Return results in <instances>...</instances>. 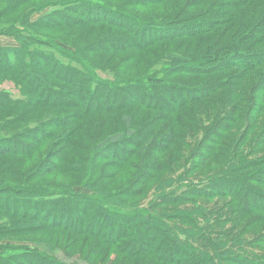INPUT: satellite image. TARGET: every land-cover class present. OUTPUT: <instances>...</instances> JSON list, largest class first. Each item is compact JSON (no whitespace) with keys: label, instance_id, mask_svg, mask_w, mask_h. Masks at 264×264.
Segmentation results:
<instances>
[{"label":"rangeland","instance_id":"1","mask_svg":"<svg viewBox=\"0 0 264 264\" xmlns=\"http://www.w3.org/2000/svg\"><path fill=\"white\" fill-rule=\"evenodd\" d=\"M82 1L85 0H23L12 6L0 3V8L6 7L0 16V44L14 46L15 37L23 42H31L29 38L33 37L36 43H32L34 45L28 49L29 65L42 82L28 77L23 79V63L13 71V78H7L8 74L0 71V93L20 100L22 104L14 110L10 107L0 109V124H6L10 116L23 114L22 119H15L6 128L8 132H21L41 123L48 126L53 116L61 115L69 120L66 129L49 131L51 133L45 138L44 145L36 149V160L17 162L10 157L0 158V162L12 165L19 173L6 177L21 183V189L12 188L14 190L11 192L17 199L12 203L19 213L25 212L26 216L9 220L0 212V253L41 254L42 251L35 247L40 244V247L47 246L51 251L58 250L61 255L54 257L58 263L62 261L68 264L69 261L64 259L68 258L73 264L79 261L83 264H153L152 257H131L120 251L117 242L125 245L133 241L135 234L129 227L130 223L140 225L143 222L138 228L145 230V236H141L142 242H145L147 237L152 236L151 231L148 233L151 229L149 222L152 221L145 219L150 214L147 209L156 196L179 181L185 184V181L192 183L195 179L204 180L214 176L210 179L217 187L211 193L215 196L213 199L195 198L193 202L158 207L166 225L164 231H169V227L191 231L189 224L184 223L180 227L181 221L185 222L189 215L184 210L200 204L201 207L216 210L214 216L224 223L219 228L229 231L228 238L232 239L235 235L237 240L250 244L248 246L257 254L264 256V241L258 243L264 237V218L255 212L257 209H251L252 212L239 211L235 207L236 201L233 204L230 198L225 197L227 191L221 185L223 179L227 178L232 183L236 176L241 180L246 179L250 190L261 192L264 196V177L261 174L264 171V67L249 71L244 69L245 63L242 62V58H247L249 63L261 55L259 51L264 49V36L256 33L249 41L240 42L243 37L246 39L248 34H252L246 24H254L264 13V0H249L230 10L229 14L234 16L230 26L220 24L201 37L159 43L140 52H97L101 38L108 33L117 34L116 30L110 31L100 26L67 29L48 24L47 15L57 9L54 8L55 4H65V7L84 14L88 8L80 7ZM91 1L113 10L122 9L138 19L152 21L154 25L163 27L168 24L184 27L193 25V22L187 21L178 23V18L197 17L212 6L211 0L204 3L197 1L202 5L191 3L193 0ZM186 5V12L181 14ZM42 17L46 20L35 26L29 25L37 19L40 21ZM45 42L62 49L70 47L71 43L85 46L87 68L97 81H86V86L83 85L79 90L84 91L81 94L73 88L77 78H69L71 82L67 83H52L45 77L48 71L42 63L47 62L37 59L35 56L38 54L33 53L36 46ZM232 42L239 47H247L250 55L245 57L240 48V54L235 59L227 58L233 55L230 50ZM37 49L41 50V47ZM215 50L225 53L217 55V59H226L219 60L220 65L216 68L219 71L211 76L186 75L180 65L175 68L177 65L171 64L165 57V54L171 53L184 54V62H189L194 57ZM47 64V69H52V65ZM151 74L159 75L149 77ZM144 77L149 78L144 81V91L127 86ZM229 77L232 85H236L234 88L218 91L204 88L213 79L227 81ZM28 80L36 81L38 86ZM43 84L52 90H62L67 95L61 107L33 103L34 100H40ZM154 84L180 85L168 95L175 103L185 102L186 105L166 114L165 111H174L179 106L166 100L167 91L165 100L159 98L157 103H152L154 95L149 87ZM95 85L99 86V97L94 101ZM91 97L92 101L86 107ZM146 98L152 103L149 104L152 111L136 104H142ZM158 106L165 111H156ZM128 121H131L130 128L125 125ZM126 131L136 132L137 139L129 140L124 146L127 149L125 152L121 154L117 147L105 145L107 138L124 135ZM166 140L170 142L163 143ZM58 150L65 151V156L60 157ZM205 155L209 159L203 163ZM44 161L47 166L41 167ZM52 161L55 170L49 173ZM235 164L239 169L232 171ZM225 167L232 172L224 171ZM233 190L237 192V188ZM44 192L51 198L49 208L52 213L48 223H53L54 229L38 227L40 225L32 223L29 217L33 212V204H40L37 195ZM199 192L203 196L206 194L204 190ZM68 203L73 215L71 219L59 213L61 205ZM98 204L102 205L100 211L95 209ZM117 212L129 214L125 220H121ZM38 215L40 218L44 216L43 209H38ZM4 226H8V229L12 227L2 230ZM65 230H76L82 235L77 236ZM153 243L166 252L167 244L161 238Z\"/></svg>","mask_w":264,"mask_h":264},{"label":"trees","instance_id":"2","mask_svg":"<svg viewBox=\"0 0 264 264\" xmlns=\"http://www.w3.org/2000/svg\"><path fill=\"white\" fill-rule=\"evenodd\" d=\"M21 1L23 0H0V3L5 2L9 6H12L20 3ZM197 1H201L204 3L207 0H193L191 3L196 2V5L203 4L198 3ZM248 1L249 0H211L210 5L212 6L201 15H198L197 17L187 16L178 18L180 19L178 23L182 21L194 23L193 25H189L186 27L182 25L174 26L168 23V25L164 27L159 24L154 25L155 22L138 19L135 16L129 15L122 9L113 10L109 7H105L102 3L98 4L99 2H92L91 0H85L81 3L78 2L80 3V7L88 8V11L86 9V12L84 14L77 12L74 9L72 10V8L65 7V4H55L54 8L56 7L57 9L51 10V12L48 13L49 15H47V22L50 25L52 23L54 27L67 29L84 28L85 26L90 28L100 26L106 27L110 29V31L116 30L117 34L108 33L104 38H101L98 47L99 50H97V52H140L146 49H150L151 47H153V45L159 43H166L177 39H192L201 37L215 29L217 26H220V24L230 26L234 22V16H231L229 14V11L238 6L244 5V3H247ZM187 6L188 5L183 7L180 12L181 14H184V12H186L185 10ZM5 8L6 7L0 8V16L5 12ZM44 19L45 18L40 19V21L37 19L29 25L35 26ZM246 25H249L252 34H248L246 39L243 37L240 42L249 41L250 39L254 38L253 35H256V33L264 36V13L261 15L257 22H255L254 24L247 23ZM240 28L243 29L244 27L240 26ZM29 40H31V42H23L20 38L15 37L14 43L16 45L0 46V71L2 74H8L7 78L15 77L13 71L19 64L23 63L25 71L22 74V78L25 79L26 77H28L29 79H34L37 82H41V80L33 74V71L31 70V67L29 65L28 49L31 45H34L36 43V40H34L33 37L29 38ZM69 46L71 48L68 47L62 49L55 44H48L47 42H45L38 45L39 48L41 47V50H38V47L36 46V48L33 49V53L38 54V56H35L37 59H40L41 61L47 62L52 65V69H47L46 65L48 64L42 63L45 66L44 68L48 71V73L45 72V77L47 79H50L52 83L54 81L56 83H67L71 82L70 80H74L75 78H77L78 80L76 81L73 88H75V91L78 92L82 89L83 85L86 86V81L94 83V80H97L94 74L87 68L86 58L84 56L86 51L85 46L80 47V44L76 43H71ZM231 48L232 49L230 50L233 51V55H230L227 58L235 59L236 56L240 54L241 49L244 51H241V53H243L245 57L250 55V53H248L247 47H239L238 44L234 45L232 42ZM259 52L261 55H259V57L257 58L252 59L249 63H247L248 61H246L247 58H242V62L245 63L243 64L244 69L251 71L259 67H264V49L260 50ZM43 54L45 55L44 57L42 56ZM220 54L224 55L225 53L216 50L214 52L210 51L209 53L202 54L199 57H194L192 59L193 61L191 60L189 62H184V54L180 55L171 53L165 54V57L166 59H169L171 61V64L175 63L177 65L175 66V68H178L180 65L182 72L186 75L211 76L215 72L219 71L218 69H216L220 65L219 60L226 59L222 57L217 59V55ZM206 62H209V64H205ZM154 75L159 74H151L149 77ZM148 79L149 78L144 77L142 79L136 80L134 83L128 82L129 84H127V86H134L136 90L144 91V86L146 85L144 81H147ZM34 80L28 81L29 83L36 84L38 86V83H36V81ZM231 80L232 79L229 77L227 81L224 80L226 81L224 82L219 78H216L213 79L211 83L206 85L204 88L205 90L210 91H218L222 88H234L236 85H232ZM84 81L85 84H83ZM52 83H50V85ZM180 87L181 86L177 84H154L150 86V91L154 95L152 103H157L159 101V98L165 100L164 95L167 91L168 93L166 95V100L172 102V104L176 106H179L178 108H176V110L169 112L165 111L163 107L158 106L156 111H165V113L168 114L176 112L179 108L182 109L184 105H186L185 102L175 103L170 97L171 95H168L170 92H172V89L174 90ZM98 88V85H95L93 87L94 101L97 97H99V91H97ZM79 93H84V91H79ZM197 94H199V92H197ZM40 97V100H34L33 103L41 106L47 104L51 107H61L60 105L64 103V98L67 97V95L62 90H52V88L49 89L44 85L43 88L41 87ZM144 100H142V104H136L140 105V107H142L144 110H151L152 108L150 107V105L152 103L147 98ZM91 101L92 97L88 99L86 107L89 106ZM20 105H22L20 100H14L7 94L0 93V109L10 107L11 110H14L16 107H20ZM168 107H171V105ZM96 112L98 113L100 111ZM22 118L23 114L13 117L10 116L6 124H0V158L10 157L17 162H23L31 159L36 160L38 158V153H36L37 147L39 148L44 145L45 138L48 137L49 134L54 130L61 131L66 129L68 127L67 122H69L68 119H64L61 115H57L50 118V124L48 126L41 123V125H36L33 128L28 127L21 132L7 131L6 128H9L15 119ZM126 120L130 119L126 118ZM130 122L131 121L126 122V128H130ZM136 137V132L126 131L124 135H116L107 138L104 143L105 145L117 147L119 152H121L122 154L127 150H125L126 147L124 146L129 142V140L137 139ZM62 138L59 137V139ZM170 139L171 137L169 136L168 140ZM161 141H163L162 138ZM169 142L170 141L166 140L163 143ZM58 153L60 157L65 156V151L58 150ZM208 159V155H205L202 158L203 163L204 160ZM45 163L46 162L44 161L41 167L47 166L45 165ZM53 163L54 162L52 161V166L48 169L49 173L50 171L55 170V168L53 169L55 165ZM0 165L2 168V171H0V205H2L0 207V212L3 213V216H5L9 220L13 218H20V216H24V218H26L25 212L19 213L17 207L12 203L17 200L14 192H11L12 190H14L12 188L21 189V183L16 182L15 180L12 181L11 179H8L6 177L14 176L19 173H16L17 169H14L12 165L6 162L1 161ZM225 168L226 169L224 171L228 172L239 169L236 164L233 167L232 171H229L227 167ZM261 174L262 177H264V171L261 172ZM213 177L214 176H209V178L204 180L195 179L192 183L189 181H185V184L184 182L179 181L176 184H172V186H169L170 188L166 189L168 190V192L164 190L162 194L156 196V200L149 203L147 210H149L150 214H146L147 216L145 218L148 219V222L149 220L152 221V223L149 222L151 229L148 230V233L150 231L152 232V236L149 238L147 237V240H145V242H142L143 239L141 238V236L142 234L143 236H145V230L138 227H140L143 222L141 221L140 225L138 223L132 222L130 223L129 227L135 234L133 237V241L125 245H120L117 242V245H119L121 248L120 251L126 252L125 254L131 257L144 255L152 257L153 264H264V256L261 257L260 254H257L253 248H250L248 246L250 244H245L244 242L237 240L238 238L237 236L235 237V235H233V238L230 239L228 238L230 235L228 230H220L219 226H223L224 223L222 220H217L214 216L216 210L208 209L207 207H201L200 204L195 205V207L193 208L184 210L185 213L189 215H187L188 218H185V222L181 221L180 227L184 223L189 224L192 227L190 229L191 231H182L181 229L176 230L170 227V230L168 229L169 231H164V229H166L164 226L166 225L162 220L163 214L158 211V207H167L170 204L183 203L185 201L193 202L195 198L213 199L215 196H213L211 193L215 192L217 189V187L210 182V179ZM222 182V187H224L227 191V196L225 197L230 198V202L233 204L236 201L235 207L239 211L242 209V212H252L251 209H257L255 212L259 213L261 217L264 218L263 193L250 190V186L247 180H241V178H238L236 176L234 177V182L232 183L227 178L225 180L223 179ZM217 183L218 181L216 180L215 184ZM182 184H184V186H181ZM234 188H237V192L233 190ZM202 190L206 191L205 196L200 194L201 192L199 191ZM232 190L233 193L231 194L230 192ZM4 194H11L10 196H13L14 198H11L10 196H4ZM36 198L40 199V204H33V212L31 216H29L33 221L32 223L39 224L40 226L38 227L54 229L53 223H48V219H51L49 215H51L52 213V209L49 208L51 203L50 195L45 192L39 193ZM24 200L27 201V199ZM101 208L102 205L98 204L97 206H95V209L99 211L101 210ZM38 209H43L44 211V216L42 218H40V216L38 215ZM70 210L71 209L69 208V203L66 205H61V210L59 211V213L61 214L60 216H64L66 219L73 218ZM128 214L129 213L125 214V212H117V216H119L121 220H125V217ZM226 221L229 222L228 219ZM11 227L12 226H9L8 229V226H4L2 230H10ZM65 231L77 236L82 235V233L76 230ZM160 231H163L164 233L160 234ZM169 232L170 234L168 235ZM224 235L226 236V239H224ZM154 237L156 238L154 239ZM160 238L167 244L166 252L160 250V246L153 243L154 240L157 241V239L158 241H160ZM259 241L260 242L258 243H262V241H264V237ZM187 244L191 246H187ZM132 246H134V248H132ZM35 247L37 249H40L42 253H18L17 255H11L10 253L6 252L0 253V264H67L62 261L61 263H58V260L55 261L54 257L57 258L56 256L61 255L59 254L58 250L51 251L47 248V246L40 247V244H36ZM64 259L69 261L68 264H73L71 259ZM81 262L82 261H79L78 264H83V262Z\"/></svg>","mask_w":264,"mask_h":264},{"label":"crops","instance_id":"3","mask_svg":"<svg viewBox=\"0 0 264 264\" xmlns=\"http://www.w3.org/2000/svg\"><path fill=\"white\" fill-rule=\"evenodd\" d=\"M0 46H6V45H4V44H0Z\"/></svg>","mask_w":264,"mask_h":264}]
</instances>
